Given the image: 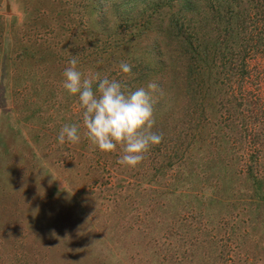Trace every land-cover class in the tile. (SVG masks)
<instances>
[{"label":"rangeland","instance_id":"rangeland-1","mask_svg":"<svg viewBox=\"0 0 264 264\" xmlns=\"http://www.w3.org/2000/svg\"><path fill=\"white\" fill-rule=\"evenodd\" d=\"M84 2L0 0V264H264V218L253 216L248 179L250 166L264 179V164L251 161L253 149L224 160L238 175L214 192L204 166L191 168L183 159L167 165L177 139L166 131L135 168L117 162L119 146L102 152L84 136L78 99L62 87L68 61L75 56L85 75L125 83L137 72L132 60L131 74L122 73L119 64L130 56L117 58L120 52L81 29L88 26L81 20ZM146 2L139 0L140 9ZM149 58L159 60L162 74L176 73L173 54L155 51ZM247 65L241 97L252 93L264 112V53L251 52ZM65 123L80 124L79 143L57 142ZM160 127L158 120L152 131ZM213 144L206 158L217 151ZM93 169V179H84ZM201 188L204 195L197 193ZM62 207L69 216L63 209L56 214ZM55 219L65 229V243L56 246L48 241L49 229L57 234L49 227ZM113 243L119 251L110 256Z\"/></svg>","mask_w":264,"mask_h":264},{"label":"trees","instance_id":"trees-1","mask_svg":"<svg viewBox=\"0 0 264 264\" xmlns=\"http://www.w3.org/2000/svg\"><path fill=\"white\" fill-rule=\"evenodd\" d=\"M138 2L85 0L81 20L88 26L81 29L98 39L99 46L120 52L117 58L128 55L130 64L134 60L137 72L133 82L126 83L129 89L147 88L150 81L163 87L165 95L154 97V114L162 125L159 134L164 137L166 131L168 139H177L167 165L183 159L191 168L204 166L205 180L214 192L226 181L220 189L222 192L233 183L229 184V180L238 175L224 160L230 161L238 151L249 148L253 149L251 161L264 164V112L252 93L242 99L239 86L250 75L248 55L264 53V0H147L142 9ZM164 50L169 56L173 54V65L175 63L172 70L176 73L170 72L169 77L161 73L163 67L159 66L157 58H149L150 53ZM235 83L239 86L237 90L233 87ZM168 93L169 98L165 100ZM164 106L167 107L165 119L157 120L158 108ZM78 115L80 113L76 117ZM173 126L175 130L170 134ZM210 141L217 151L206 158ZM167 165L165 163V168ZM162 168L161 160L158 169ZM254 171L250 166L248 179L254 191L253 201L249 203L254 218L257 213L259 219H263L264 179ZM94 172L95 169L92 176L89 174L84 179L92 180ZM216 182L220 184L217 186ZM88 189L89 184L84 187L86 193ZM197 193L205 194L203 188ZM196 197L193 199L202 202ZM209 202L212 203L213 198L210 197ZM95 205L87 206L91 209ZM58 209L56 214H62L63 207ZM61 223L55 219L49 225L58 229L57 234L48 230V241L55 246L65 243L61 236L64 223ZM127 245L125 243V250L132 243ZM116 249L113 243L110 256L119 251Z\"/></svg>","mask_w":264,"mask_h":264},{"label":"clouds","instance_id":"clouds-1","mask_svg":"<svg viewBox=\"0 0 264 264\" xmlns=\"http://www.w3.org/2000/svg\"><path fill=\"white\" fill-rule=\"evenodd\" d=\"M133 65L121 61L119 69L131 74ZM63 89L78 99L84 136L102 152L118 149L117 162L135 168L154 145H159L163 136L152 131L155 125L154 94L164 96L163 87L150 81L145 87L129 89L126 83L99 73L85 75L78 68L73 56L64 69ZM81 140V126L65 123L59 130L57 142L76 144Z\"/></svg>","mask_w":264,"mask_h":264}]
</instances>
